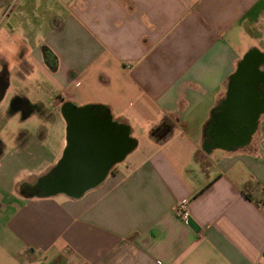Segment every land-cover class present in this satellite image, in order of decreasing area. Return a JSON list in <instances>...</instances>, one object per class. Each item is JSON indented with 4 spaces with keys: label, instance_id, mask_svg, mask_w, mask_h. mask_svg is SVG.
<instances>
[{
    "label": "crops",
    "instance_id": "0c3cea01",
    "mask_svg": "<svg viewBox=\"0 0 264 264\" xmlns=\"http://www.w3.org/2000/svg\"><path fill=\"white\" fill-rule=\"evenodd\" d=\"M23 1L0 0L16 33ZM56 1L21 68L3 52L11 79L48 81L50 106L36 104L67 129L55 148L23 126L0 155V264H264V108L241 135L229 107L249 57L264 106V0ZM66 105L95 107L133 147L79 198L27 195L68 150Z\"/></svg>",
    "mask_w": 264,
    "mask_h": 264
},
{
    "label": "water",
    "instance_id": "95a60500",
    "mask_svg": "<svg viewBox=\"0 0 264 264\" xmlns=\"http://www.w3.org/2000/svg\"><path fill=\"white\" fill-rule=\"evenodd\" d=\"M251 58L241 65L233 79L229 102L231 125L241 135L247 131L246 128L242 130L240 124H249L251 115L264 108L254 92L256 79L253 76L256 70L249 62ZM3 97L4 93L0 100ZM65 111L71 128V146L64 160V172L51 178L49 183L51 195L64 193L71 198H79L104 179L111 165L126 155L133 142L125 139V132L111 118L99 119L95 107L77 108L70 105ZM230 129L226 125L220 128L219 139L232 137ZM113 148H120V151L109 156Z\"/></svg>",
    "mask_w": 264,
    "mask_h": 264
},
{
    "label": "rangeland",
    "instance_id": "374dc122",
    "mask_svg": "<svg viewBox=\"0 0 264 264\" xmlns=\"http://www.w3.org/2000/svg\"><path fill=\"white\" fill-rule=\"evenodd\" d=\"M66 2L67 0H64V3ZM21 5L24 7V10L21 12V23L16 29L18 31L16 36L11 37L8 41H6V37H3L5 42H2L1 50L7 53V57H9L10 54H14L16 50V47L10 45L8 42L13 41L15 44H19L23 43L22 39L24 38L25 40L27 39L28 44L33 47L39 43V40H43L47 31L51 28L50 26L53 20L52 13L61 8V5L56 0H24L21 2ZM66 8L67 6L64 4V15L65 13L67 14ZM0 25L6 26L3 23ZM3 35L5 36V34ZM11 66L12 71L16 70L15 64H11ZM19 70L20 74L14 73L11 79L12 88L8 91V94H6L0 107L4 112L3 114L8 115V113H11L18 99H28L30 103L33 104H36V102H43L49 107L54 95L49 94L50 88L48 81L43 75L35 74L34 71L30 69L26 70V74H23L21 69ZM7 119L9 118L6 116L3 121L6 120L7 123L4 122V124L1 125V127L5 128L7 131L3 133L4 137H13L23 126H28L34 130L37 128V131L44 129L45 134L48 136V142L52 144V147L57 148L60 146L63 136L66 135V121H64V124L58 119L49 122L43 115L35 113L30 121L26 123H21L22 121L17 115L10 117L8 121ZM8 142L7 146L12 147L14 141L10 140Z\"/></svg>",
    "mask_w": 264,
    "mask_h": 264
},
{
    "label": "flooded vegetation",
    "instance_id": "af4514ba",
    "mask_svg": "<svg viewBox=\"0 0 264 264\" xmlns=\"http://www.w3.org/2000/svg\"><path fill=\"white\" fill-rule=\"evenodd\" d=\"M5 34V36L3 35ZM16 36V32L14 31V29H9L7 26H4V25H0V96L2 95V93H4V97L2 100H0V107L4 101V98L6 96V90L8 89V85L10 84V80H11V77H10V71H9V68H7V65L5 64V55L3 53V51L1 50V46H2V42H5L3 40V37H6V41H8L11 37H14ZM10 45L12 46H15L16 47V50H15V53L14 54H11V59L12 61H15V62H19V67L21 68V66L24 64V63H21L22 61V56L24 55V50H23V47L19 44H15L13 41L11 42H8ZM17 67V66H16ZM6 88V89H5ZM5 89V91H3ZM70 105H66L65 106V109H68ZM36 107H41L39 109H36ZM98 112V110H97ZM4 112L2 111V109H0V155H2L3 153L5 152H10L11 149H7V142L8 141H18V139L20 138V136L22 135H26V134H29V131L30 128L26 127H22L21 130L16 133L13 137H4V132H7L5 130V128L1 127L2 124H4L5 121H3L6 116L9 118L7 119L10 120V117H13L15 115L19 116L20 117V120L22 121L21 123H26L27 121H30L31 117L35 114H40V115H43L44 118L47 117V112H45V109H44V104H40V103H37V104H33V103H30V101L27 99V100H21V99H18L17 103L15 104L13 110H11V113H8V115H4L3 114ZM13 113V114H12ZM7 123V122H6ZM40 133H45L44 129L39 131ZM6 134V133H5ZM7 140V141H6ZM9 143V142H8ZM70 149V148H69ZM68 149V150H69ZM68 150L66 151L65 153V156L62 160V162L60 163V165H58L55 169H52L51 171H49V173L44 177L42 178V180L38 181V183H36L35 186H31L29 188H26V186L24 185L23 187V193L27 194V195H34V196H50L51 195V185H50V179L55 177L56 175H59L61 174V172H64V160L66 158V155H67V152ZM120 151V148H113V149H110V155L109 156H114L116 154H118ZM66 169V167H65Z\"/></svg>",
    "mask_w": 264,
    "mask_h": 264
},
{
    "label": "built area",
    "instance_id": "2783aa9c",
    "mask_svg": "<svg viewBox=\"0 0 264 264\" xmlns=\"http://www.w3.org/2000/svg\"><path fill=\"white\" fill-rule=\"evenodd\" d=\"M178 212L180 213V215L182 216V219L188 223L189 222V213H188V210H187V207H186V204L185 203H181L179 206H178Z\"/></svg>",
    "mask_w": 264,
    "mask_h": 264
},
{
    "label": "trees",
    "instance_id": "16d2710c",
    "mask_svg": "<svg viewBox=\"0 0 264 264\" xmlns=\"http://www.w3.org/2000/svg\"><path fill=\"white\" fill-rule=\"evenodd\" d=\"M238 70H237V72L234 74V76H233V78H235L236 77V75L238 74ZM158 133H159V131H154V132H152V136H154L155 138H157V136H158ZM68 140H69V146H68V149L70 148V146H71V128H70V124H69V128H68Z\"/></svg>",
    "mask_w": 264,
    "mask_h": 264
}]
</instances>
